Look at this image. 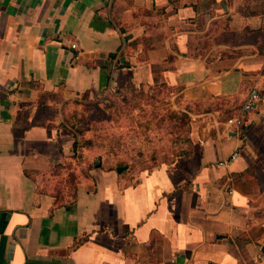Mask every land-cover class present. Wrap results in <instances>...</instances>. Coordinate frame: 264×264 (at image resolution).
Returning <instances> with one entry per match:
<instances>
[{"label": "crops", "instance_id": "1", "mask_svg": "<svg viewBox=\"0 0 264 264\" xmlns=\"http://www.w3.org/2000/svg\"><path fill=\"white\" fill-rule=\"evenodd\" d=\"M129 85L170 89L192 152L68 200L45 173L75 141L45 112ZM254 87L264 0H0V264H264V103L228 122Z\"/></svg>", "mask_w": 264, "mask_h": 264}, {"label": "rangeland", "instance_id": "2", "mask_svg": "<svg viewBox=\"0 0 264 264\" xmlns=\"http://www.w3.org/2000/svg\"><path fill=\"white\" fill-rule=\"evenodd\" d=\"M117 90L110 89L98 96L85 94L53 104L45 112L59 120L73 141L77 140L78 146L68 154V159L45 173L49 187L58 194L64 193L68 200L78 188L87 187L101 170L116 171L121 167L119 173L127 183L128 174L192 152L191 119L187 112L173 105L168 87L145 89L129 85ZM207 107L203 108L219 110L223 121L232 115L224 100ZM254 206L255 212L259 205ZM256 229L254 226V236ZM243 255L248 264H257L248 253Z\"/></svg>", "mask_w": 264, "mask_h": 264}, {"label": "built area", "instance_id": "3", "mask_svg": "<svg viewBox=\"0 0 264 264\" xmlns=\"http://www.w3.org/2000/svg\"><path fill=\"white\" fill-rule=\"evenodd\" d=\"M264 103V90L259 89L258 87L252 88L245 100L239 109L238 113L228 119L230 124L236 126H241L243 124V117L245 113L256 111L261 104ZM237 155V152H234L231 155V159H234ZM222 164V163H221Z\"/></svg>", "mask_w": 264, "mask_h": 264}, {"label": "trees", "instance_id": "4", "mask_svg": "<svg viewBox=\"0 0 264 264\" xmlns=\"http://www.w3.org/2000/svg\"><path fill=\"white\" fill-rule=\"evenodd\" d=\"M122 89H123V87H122ZM118 90L120 91V90H121V88H120V89H118ZM187 121H188V120L186 119V123H187ZM77 146H78V145H77V141H75V143H74V148L76 149V148H77Z\"/></svg>", "mask_w": 264, "mask_h": 264}, {"label": "water", "instance_id": "5", "mask_svg": "<svg viewBox=\"0 0 264 264\" xmlns=\"http://www.w3.org/2000/svg\"><path fill=\"white\" fill-rule=\"evenodd\" d=\"M118 171H120L121 170V167H118V169H117ZM263 250H264V247H263Z\"/></svg>", "mask_w": 264, "mask_h": 264}]
</instances>
